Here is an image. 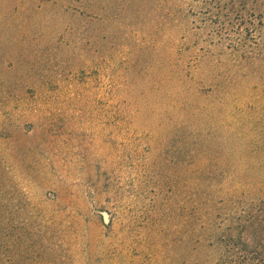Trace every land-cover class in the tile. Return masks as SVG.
Masks as SVG:
<instances>
[{
	"label": "rangeland",
	"instance_id": "1",
	"mask_svg": "<svg viewBox=\"0 0 264 264\" xmlns=\"http://www.w3.org/2000/svg\"><path fill=\"white\" fill-rule=\"evenodd\" d=\"M248 213L264 0H0V264H225Z\"/></svg>",
	"mask_w": 264,
	"mask_h": 264
},
{
	"label": "trees",
	"instance_id": "2",
	"mask_svg": "<svg viewBox=\"0 0 264 264\" xmlns=\"http://www.w3.org/2000/svg\"><path fill=\"white\" fill-rule=\"evenodd\" d=\"M240 217L239 222L229 227L230 234L219 239L215 247L223 246V252L218 259L225 264H264V214L253 216L249 213Z\"/></svg>",
	"mask_w": 264,
	"mask_h": 264
}]
</instances>
